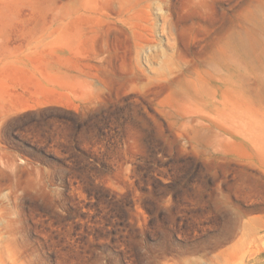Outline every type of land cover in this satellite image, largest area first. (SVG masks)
I'll use <instances>...</instances> for the list:
<instances>
[{"label": "rangeland", "instance_id": "1", "mask_svg": "<svg viewBox=\"0 0 264 264\" xmlns=\"http://www.w3.org/2000/svg\"><path fill=\"white\" fill-rule=\"evenodd\" d=\"M0 264H264V0H0Z\"/></svg>", "mask_w": 264, "mask_h": 264}]
</instances>
